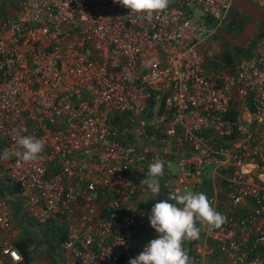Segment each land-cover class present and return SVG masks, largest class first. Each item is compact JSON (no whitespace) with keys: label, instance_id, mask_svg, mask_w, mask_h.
<instances>
[{"label":"built area","instance_id":"built-area-1","mask_svg":"<svg viewBox=\"0 0 264 264\" xmlns=\"http://www.w3.org/2000/svg\"><path fill=\"white\" fill-rule=\"evenodd\" d=\"M233 1L170 0L147 21L114 0H0V152L17 132L44 141L0 175L39 221L65 226L59 264H128L157 238L132 178L155 158L170 203L204 192L226 217L201 230L205 252L264 264V32L231 65L208 70L199 50H216ZM0 264H33L2 207Z\"/></svg>","mask_w":264,"mask_h":264},{"label":"clouds","instance_id":"clouds-1","mask_svg":"<svg viewBox=\"0 0 264 264\" xmlns=\"http://www.w3.org/2000/svg\"><path fill=\"white\" fill-rule=\"evenodd\" d=\"M151 21L157 12L165 10L170 0H114ZM15 148L0 152V160L15 156L19 161L30 163L37 160L44 149V141L32 135L16 133ZM164 175V161L155 158L148 164L146 178L140 183L147 186L153 195H159V178ZM158 200L148 216L150 226L158 234L150 240L135 258L128 264H193L184 248V242L198 239L202 229L219 228L226 222V217L218 212L204 192L191 190ZM180 205V206H177ZM124 241L121 239L120 244Z\"/></svg>","mask_w":264,"mask_h":264},{"label":"crops","instance_id":"crops-1","mask_svg":"<svg viewBox=\"0 0 264 264\" xmlns=\"http://www.w3.org/2000/svg\"><path fill=\"white\" fill-rule=\"evenodd\" d=\"M250 2V1H249ZM251 3V2H250ZM264 9V7H262ZM260 15H255L257 20L262 22L264 20V14L263 12L259 13ZM260 31V30H259ZM259 31L257 33H259ZM216 42L219 44H222L220 42V38H216ZM209 45L204 46V56L206 58L205 61V66L207 67L208 70L211 68V63L213 65L218 66V59L215 61H208L207 59L209 58V52L208 48ZM223 47V46H222ZM245 57V56H244ZM239 58L238 60H235L233 63L239 62L242 58ZM220 64H222L220 62ZM208 65V66H207ZM223 65V64H222ZM183 151V150H181ZM172 171H177V165L173 164L172 165ZM145 171H142L138 173V177L142 180L146 178L147 174H145ZM142 174V175H141ZM141 175V176H140ZM143 175L145 177H143ZM206 176L208 179H211L213 174L211 173V168L210 170H207ZM136 177V176H135ZM138 177H136L138 179ZM218 178V176H216ZM215 179L216 184H218L219 179ZM135 182L143 186L145 188V192H140L136 195L137 201L140 203V207L147 212L149 215L151 212V208L154 205V203L158 202V200L161 199H167L165 195V190L162 188L160 184V193L159 195H153L149 189H147V186L142 185L140 183L141 180H136L134 179ZM212 181V179H211ZM210 184V183H209ZM209 189V188H208ZM0 207L4 208L9 216L11 217L12 220V227H13V234L17 242H22V241H27L29 240V245L28 247L30 248L31 246V239L33 237V232L32 230H35V226H37L38 230L40 233L43 234L42 229L46 230L47 232H53L55 234V239L54 237H50L49 234L44 235L43 238L46 239L45 241V249L41 250V252H34L32 255L31 253L33 251H29V258L27 261L33 263V264H59L58 262V254H56V257H53L51 254L53 251L51 250V245L53 246H58L60 242H58L56 239H58L60 236L65 235L66 228L63 225L62 222L54 220V219H47L44 222H41L38 220L36 217L37 214V209L30 210L24 206L23 199L20 194L19 187L13 183H8L6 182L0 175ZM134 230L138 234H148L151 231V228L149 229H140L137 225L134 227ZM137 236V235H136ZM54 239V240H53ZM62 241V240H61ZM201 242L202 238L199 237L198 239L195 240H190V241H185L184 242V248L185 250L189 249L190 251H187L188 255L190 258L193 260L195 258L194 256L200 257L201 261L204 264H226L225 258L223 255L216 253L215 250L209 251L208 253L205 252L202 247H201ZM17 246V245H16Z\"/></svg>","mask_w":264,"mask_h":264},{"label":"rangeland","instance_id":"rangeland-1","mask_svg":"<svg viewBox=\"0 0 264 264\" xmlns=\"http://www.w3.org/2000/svg\"><path fill=\"white\" fill-rule=\"evenodd\" d=\"M261 12H263L264 14V9L256 4L250 3L249 0H234L229 11V18H232L234 24H231L229 26L224 24L221 28L224 38H220V42H224L226 47H222L223 44H219L215 41L214 43L216 44V50H212L210 48L209 41H207L203 45H200L199 50L204 52V46L206 44L209 45L208 48L211 50V52L208 55L209 58L207 60L215 61L216 59H218L219 62H224L223 55L225 53L229 52L234 55V46H238L246 50L249 44L257 38V32L262 27V25L260 24L261 21L257 20L255 16L260 15L259 13ZM241 57H244V55L240 54L239 57H237V60ZM210 168L211 167L208 166L207 170H210ZM37 228L38 227L35 226V230H32L33 237L30 243L32 246V253H34L35 251L41 252V250L45 249L44 245L46 239L43 238V234H49L50 237H54L55 239V234L53 232H47L46 230L42 229V234ZM51 246V250L53 251L51 255L53 257H56L57 248L53 245Z\"/></svg>","mask_w":264,"mask_h":264},{"label":"trees","instance_id":"trees-1","mask_svg":"<svg viewBox=\"0 0 264 264\" xmlns=\"http://www.w3.org/2000/svg\"><path fill=\"white\" fill-rule=\"evenodd\" d=\"M231 24H234V21L232 20V18H229L228 19V22L226 23V25L227 26H229V25H231ZM222 28V27H221ZM264 32V20H263V22H262V27H261V29H260V31H259V33H258V35H257V37L261 34V33H263ZM222 36V37H221ZM216 38H224V35H223V32L221 31V29H220V31H219V33H218V35L216 36ZM222 46L223 47H226V45L224 44V42H222ZM252 49H253V42H251L250 44H249V46H248V48H246V50L245 49H242V48H240V47H238V46H234V55H232L231 53H225L224 55H223V57H224V63H226V64H228V65H231V63H233L234 61H235V59L237 60V57H239V55L240 54H242V55H244L245 57H247V56H249V55H251V53H252ZM243 50H244V52H243ZM219 65V64H218ZM138 177V174H136V173H134L133 175H132V178H134V179H136V180H141L139 177H138V179L136 178V177ZM141 176V175H140ZM63 236H60L58 239H56L58 242H61V240H63ZM16 245H17V247H18V249L22 252V254L24 255V257L28 260V258H29V254H28V252H29V247H28V245H29V240H25V241H22V242H17L16 243ZM59 246V245H58ZM58 246H56L55 245V247L56 248H58ZM52 247V246H51Z\"/></svg>","mask_w":264,"mask_h":264}]
</instances>
